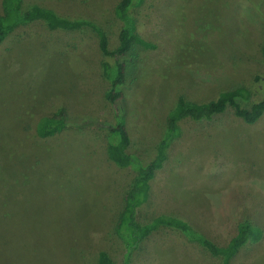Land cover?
Here are the masks:
<instances>
[{
  "label": "rangeland",
  "instance_id": "374dc122",
  "mask_svg": "<svg viewBox=\"0 0 264 264\" xmlns=\"http://www.w3.org/2000/svg\"><path fill=\"white\" fill-rule=\"evenodd\" d=\"M0 0V14H2ZM120 0H22L71 20H87L118 46ZM137 32L155 49L132 53L123 108L128 153L143 166L156 156L169 113L180 98L198 104L224 91L264 93V0H144L132 11ZM99 39L89 28L51 31L43 21L21 25L0 45V264H98L107 252L124 264L115 233L124 193L136 172L108 158V134L71 129L48 139L39 120L66 109L114 123L105 94ZM258 79V80H257ZM168 160L151 181L141 224L181 218L219 246L244 220L264 230V116L248 125L232 108L211 121L184 120ZM129 264H221L181 232L160 227ZM232 264H264V239Z\"/></svg>",
  "mask_w": 264,
  "mask_h": 264
},
{
  "label": "trees",
  "instance_id": "16d2710c",
  "mask_svg": "<svg viewBox=\"0 0 264 264\" xmlns=\"http://www.w3.org/2000/svg\"><path fill=\"white\" fill-rule=\"evenodd\" d=\"M144 0H120L115 8V16L122 23L118 36V46L111 49L106 31L87 20H71L59 16L55 11L38 5L23 12L22 0H3L0 14V45L18 27L36 21H43L49 30L78 31L91 29L99 39V49L104 57L101 64L103 76L111 84L105 97L114 110V123L89 116L73 117L64 108L52 116L42 117L36 127L37 135L48 139L71 129L95 128L108 134L107 154L111 162L120 169H133L136 175L124 193L123 208L119 214L115 233L122 240L126 249L124 264H129L130 257L160 227H170L182 233L190 242L199 245L213 257L220 258L221 264H232L233 259L249 244L261 242L264 230L244 220L237 226L235 236L226 246H219L196 230L181 218L160 215L150 223L141 224L138 220L139 209L148 202L151 194V181L162 170L168 160V152L181 134L184 120L195 122L211 121L232 108L234 115L248 125L257 123L264 116L263 99L254 103L250 109L244 108L241 101H248L251 91L238 87L222 92L216 100L207 103H194L180 98L176 107L167 118L166 132L159 142L155 158L143 166L140 160L128 153L131 137L126 125L123 108L124 93L120 89L127 80L128 64L137 47L155 49L156 46L143 39L137 32V21L132 14L136 5ZM264 61V47L262 48ZM258 80V79H257ZM264 86V81H263ZM98 264H116L107 252H100Z\"/></svg>",
  "mask_w": 264,
  "mask_h": 264
}]
</instances>
